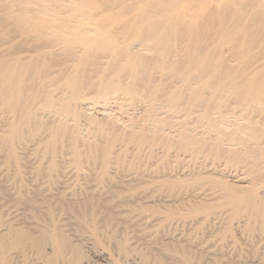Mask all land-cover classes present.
Segmentation results:
<instances>
[{
  "label": "bare ground",
  "instance_id": "6f19581e",
  "mask_svg": "<svg viewBox=\"0 0 264 264\" xmlns=\"http://www.w3.org/2000/svg\"><path fill=\"white\" fill-rule=\"evenodd\" d=\"M92 1H94L96 3L95 0H92ZM45 2H46V0H45ZM97 2L99 3L98 5L100 7H98L97 5H95V6H97L98 9H96V7L94 6L95 3L93 4L91 2V4H89V7L93 6L94 8L93 7L92 8L95 10V12H92V11L90 12V13L94 14V15H92V17L95 18V16H96V17H98V19L100 18V20L95 18L96 19V20L94 19L95 23H92V24L90 23L91 26L87 25V24H86L87 25L86 26L85 24H82V23L81 24L78 23L79 25L78 24L75 25V24L70 23L69 21H65V18L62 16V13L59 12V13H54L52 15L51 22L46 23L47 25L45 24L46 26H42V28H40V26H38V28H37V26L35 27L34 25L27 24V23H24V24L15 23L12 27L5 29V27H4L5 25H3V26L1 25L2 22H4V19H2V17H0V113L2 112V114L5 113L6 116L8 115L7 117L4 115L5 120H2L3 119V118H1L3 116L2 114L0 116V122H1L0 127L2 126L4 128V131L2 130V132L0 133V134H2V135H0V137L2 139V146L7 149V150L2 149V151L6 152L5 156H6V159L8 161V164L10 165V167L12 164H14L13 166L16 167L17 170H19L18 166H19V168L22 167L20 165L22 163L18 161L19 158H18V154L16 153L15 149L17 146H19V145L21 146V144L24 145L25 144L24 141L26 139H28V140L30 139L29 141H33V140H31L32 137L26 138L27 136H29L28 134L31 131H36L37 133H38V131H42V133H38V134H43V133L49 134V132H50L49 138L46 137V138H48V140L45 139V142H43L45 144V145L43 144L44 145L43 147L45 149H49V150L51 149L52 146H58V145L62 146L63 145L62 142H64L63 138H65V136H68L69 140L67 142V147L71 148V150H72L73 162L76 161V163H75L76 165H77V163H79V161L81 162V157L85 153L82 154V153L78 152L77 145L73 143V141L75 139H77V137H78V129H75V126H71V127L68 126L67 127L66 121H63V119L66 118L68 114H69V116L72 117L70 119L72 121L75 120L76 122L80 121L79 119H81V117L84 116L82 118H85L84 120H86L85 122L87 125H90L92 128L94 127L93 129L96 128V130H97L96 132H98V133L101 132V133H99L100 135L98 134L101 138L106 137V138H103V141L102 140L100 141V138L95 133L94 135H96L98 137V141H100L101 143L100 142H98L100 144L96 143L97 140H93L95 144L92 143L93 141H88V146H87L88 149L86 150L87 156L88 155L90 156V154H93L96 151H98L99 152V160L101 162V165H105V163L107 162V160L111 154V150L113 149L112 147H114L112 145L113 142H115L114 140H116V142H118L119 141L118 138L121 137L120 142H119V143H121L122 141H124V140H122V138L124 137L123 139H126V141H125L126 144L129 142V140H131L130 142L133 143V146H137L138 143L142 144L143 140L145 142H146V140L149 142L150 140H148V139L150 137L152 138L153 135H154V137H156L155 130L156 131H163L161 129V126H160L161 124L158 126V127H160L159 130L155 129L156 126L154 127L152 125L154 127V129H151V131H150L149 129L152 128V126H150V127L148 126L149 129H148V127L146 128V126L148 124L145 125L144 127H141V126H139L138 122H136L137 120L132 119V122L130 121L129 124H125L126 126L127 125L131 126V127L128 126L130 129L132 128V132H130L129 128H128L129 130L127 129V131L130 132V135L128 132H127V134L129 136L127 134H125L126 131H124L125 133H122L119 135L118 132L116 131V129L113 127H117L114 125L116 123H117L116 125H118V122H121V124L123 123V125H124L125 121H121L120 117H117V115L116 116L112 115L113 112L110 114L111 111L106 112L105 111L106 108H102L103 111L100 110V111H102V116L105 119H107V120L104 119L105 121H107V122H104V120H102L103 117H100L102 119H99L97 117L98 118L97 119L96 116L94 117L93 115H91V113L87 112V108H85V106H84L85 104L83 105L81 102L84 103L85 98H88V97L82 96L86 92L85 91L86 89L84 90V92L82 91V89H84V87H88V85H90V84L91 85L89 87L94 88L93 85H96V84L92 85L91 82L97 78L99 73L101 74V70L105 68V66L103 68L104 63H107V61H111L108 59H107V61H105V59H102V61H105L103 63V65H102V62L100 61L101 58H105L108 56L109 51H111V53H109V54H112V56L116 59L117 62L113 63V61L115 59H113L111 55L108 56L109 58H112L111 63L113 65L109 62L111 65H108V68L106 67V69H104V71L106 73H104V71L102 70L103 75H100V76H102V77L105 76V79L102 80V77H99L102 81L99 79V81H100V82H98L99 85H96L97 87L100 86L99 90H101L100 92H99V90L97 91V92H99L97 95H100L98 97H103L104 100H107L105 98H107L110 94H111V96H113L112 98H115L116 92L117 93L121 92L120 94H123L122 96H124L125 102H126V100L129 101V99L130 100L133 99V96H135L137 98L139 97V101H140V99L142 100L143 98H144L143 101H145V98H146V102L148 100L149 101L151 100L150 102H152L151 104L144 106V108L146 109V110L144 109V111H147L149 113L148 109H150V107H153V106L155 108V106L158 104V102L160 105L162 102V99H158L157 97H155V95H156V94H154L155 92L151 93L152 95L154 94L153 97H155V99H157V101L159 100L155 105V102L152 101L154 99L152 97V95H150L149 93L143 94L145 92H153L154 90H156V88L153 89V85L151 86V84L153 82L152 83L150 82L151 76H149L148 74H151L153 71H159L158 74L161 73L162 76L163 75L164 76L167 75L170 77L177 76L180 79V81L183 82V83L181 82L182 84L185 83L186 85H188L187 88L191 87V82L195 83V85L192 83L193 87L188 89L189 91H191L188 96H187L188 93L185 91H182V93H181L183 96L179 95L180 91L177 88L176 89L179 91V93L177 90H176L177 93L172 91V90L175 91V89H169V91L170 90L172 91L171 94H170L171 91L169 92V96H168V92H167L168 90L165 91V93H164L165 98H163L164 100H163L162 104L163 105L165 104L164 105L165 107H167V105L171 106V108L168 107V108H170V110L173 109L172 110L173 112L171 114H173L175 112L178 113V111H181L184 114H186L185 116H187L190 114V112L192 110L195 109L194 106L197 105L196 107L200 106V107H198V109L200 108L199 109L200 111L198 109H195L196 113L195 112L194 113L196 114L195 115L196 117L194 116L192 118L198 117V119L202 122V123L201 122H199V123L206 125V127L205 126L202 127L203 125L201 126L200 124H198L200 127H202L204 129L203 130L201 128L202 129L201 131L198 130V131H200L199 132L200 133L199 139H198V137L193 135L192 132L189 131V130L193 129V128L189 129L190 126H187V124L189 125L190 122L187 123L186 121H183L185 124L184 125L185 129L182 128V130H180V128L177 129L175 126H173V128L175 127L177 130H180V131H177L178 133L174 132L177 135L175 136V138L173 137V139H172V140H174L178 136L179 137V138H177L178 141H176V140L172 141L171 139L163 137V139L165 138L164 142L168 143L170 141L169 145L171 143L172 147L174 146V145H172V142H174L175 144L180 142L178 144H181V147L183 148V150L188 146V148L189 147L191 149L193 148L194 151L191 150L190 148L189 149L187 148L188 150H191L193 152H195V151L200 152L201 150H203V149L205 150V148H206L205 147L206 144H204V142H203L204 139L206 140V137L203 136V137H205L203 139V137H200V136H202L204 132L209 133L208 129L213 128V130L215 129L218 132V135H220V133L222 136L226 135L228 133L227 132L225 134V132L228 131L226 129L229 127L228 125L225 126V124L227 122L224 123L225 120H223V119L220 120L218 118L217 120H219L220 122H223L220 124L219 121L214 120L215 118L213 119L214 115H212V114H213V112L216 113V111L219 113L218 110H219L220 106H225L230 101H232V104H233V102H236L237 104L234 103V106L236 107L238 105L239 109L236 108V109H238V112L239 111L241 112V109H242V112L244 111L242 114H245V112H246L247 116H248L247 113L250 114V113H256V112L260 113L261 112V115H262V111L264 113V0H98ZM6 6H4L5 8L3 7L4 8L3 11L9 12V11L5 10V9H8V6L7 7ZM99 8L101 10H99ZM41 9L42 8H40V11H41ZM115 9H116V11H115ZM117 9H119V11ZM113 11H114V13H113ZM83 13L84 12H82V14ZM9 14H11V13H9ZM87 14H89V13H87ZM87 14H86V16H87L86 18L88 20H92V17L91 18L89 17L90 18L89 19ZM101 14L102 15L104 14L103 15L104 17ZM89 15L91 16V14H89ZM90 32H91V34L94 33L96 36L94 34L93 35L97 38L95 39L94 37H91V35L88 34ZM109 34H111V35H109ZM97 35H99V36H97ZM100 36H103V38L101 37V39H98V38H100ZM109 36H111V37L114 36V38L118 39V40L115 41L114 38H111ZM106 38H107L108 42H106ZM109 38H111V39H109ZM110 40H112V42ZM93 45H95L94 48L92 47ZM56 46L59 49L57 48L58 51L53 52V50L56 49ZM96 46H98V47L96 48ZM86 47H88V48L86 49ZM226 50L228 51L227 55L225 54ZM23 53H25V54L22 55ZM69 62L72 63L73 65L70 64V66H69V64H65V63H69ZM109 63H107V64H109ZM153 63H154V66L152 65ZM63 64H65L66 66L65 65L63 66ZM98 66H100L102 69H100ZM150 67H152V68H150ZM97 69H100V71ZM149 69H152V70L155 69V70H153V71L151 70L152 72L150 73V71H148ZM87 71H89L91 74L89 75V73H87ZM91 71H94V72H91ZM97 71H98V75L95 76V74H97ZM146 71L148 72V74H146L147 73ZM92 73H94L93 76H92ZM104 74H108L107 76L109 79H107L106 75H104ZM123 75L126 78H127V76H128V78L130 76L132 78V79L130 78L131 83H126L129 81H126L125 83H124V81L120 82V80L117 79L121 76L124 77ZM146 75H147V79L145 80ZM94 76H95V79H94ZM154 76H157V75H154ZM148 77H149V79H148ZM91 78H93V79H91ZM167 79H168V77H167ZM147 80L148 81L150 80L149 82L151 84L149 82L147 84L144 82V81L147 82ZM141 81H143V83H141ZM137 82H138V84H137ZM56 83H58V84H56ZM59 83H61L62 85ZM93 83H95V82L93 81ZM139 83H140V87H138ZM161 83H162V79H161ZM172 83H174V82H172ZM172 83H170V85ZM54 84H56L57 86L61 85L60 87H62L64 85L63 87H65V88H60L58 86L61 89V90H59L60 91L59 92V91L55 90L56 85H54ZM136 84H137V86H136ZM144 84H146L147 86H144ZM148 84H150L149 86H151V91H146L147 89H149ZM185 84L182 86H185V89H186ZM154 85H155V87H157L158 84L156 85V82H155ZM168 85H169V83H168ZM51 87H53V88L55 87L54 91L58 92L60 97L56 92H53V88L51 89ZM89 87L87 89H89ZM137 87L139 88V90ZM141 87L145 90L143 93H142L143 90L141 89ZM146 87H147V89H145ZM166 88H167V86H166ZM56 89H58V88H56ZM65 89H66V91H65ZM157 89H159V88H157ZM162 89H160V91ZM62 90H63V92H61ZM139 91H141V92H139ZM184 92H185V94H183ZM53 93H56V95H58L56 97H59V98H54L55 94H53ZM61 93H62V96H61ZM63 93L65 95H63ZM81 93H83V94H81ZM113 93H115V94H113ZM114 95H115V97H114ZM146 95L148 97H146ZM85 96H88V94H86ZM111 96H109V97H111ZM149 96L152 97L153 99L150 98ZM81 97L84 99L81 100L82 99ZM79 98H80V101L78 100ZM90 98L95 99V96L94 97L90 96ZM90 98L86 99V101L91 100ZM121 98H123V97H121ZM55 99H57V100L62 99V100H60V102L58 103V101ZM77 100L84 107L83 106L79 107L78 104H80V103L79 102L77 103ZM160 100H161V102H160ZM56 101L58 103V104L56 103L58 106L61 104V101H62V104L60 107H58L55 104ZM149 101H148V103H149ZM89 102L90 101H87V103H89ZM93 102L94 101H91L90 103H93ZM226 102H228V103H226ZM125 104H127V103H125ZM152 104H154V105H152ZM55 105L57 107V110H56V108L53 109V107H55ZM146 106H150V107H148V109H147ZM161 107H163V106H161ZM161 107H160V109H161ZM214 108H215V110L213 111ZM216 108H218V110ZM40 110H43V111L41 112ZM44 110H47L50 114H52V113L54 115L58 114V115H61L62 117L60 118L59 116H57V117H59V118H57L55 116L56 119L55 120L53 119V122H51L52 119L48 118V120H50V122H51V123H48V121L46 122L44 120H46L47 117H49V116L45 117L46 115L45 116L42 115V114H46V113H43V112H45ZM256 110H258V111H256ZM151 111H152V109H151ZM151 111H150V114L145 113L146 119L150 120L151 123H153L151 119L153 118V115H154L155 118H153V119L154 120L156 119L155 120L156 122L160 123V121L165 122V121L169 120L167 123L165 122V124L162 122V124L163 125H169V126L174 125L175 122L172 123L174 119L172 121H170V118H169L170 116L166 117V119L169 118L168 120L163 118L162 120L157 121V119L159 117L155 116L157 114V112H156V114L154 113L156 111V109L153 110V114L151 113ZM164 111H165V109H164ZM197 111H199V112H197ZM38 112L41 113V115L43 117H45L46 119H44L43 117H40ZM162 112H163V109H162ZM197 113H198V115H197ZM224 113H226V112H224ZM220 115L223 116L222 111H221ZM239 115L241 117L243 116L241 114H239ZM252 115L250 114V116H252ZM64 116H66V117H64ZM142 116L145 119L144 113L142 114ZM50 117H53V116L50 115ZM190 117H191V114H190V116H188L187 119L189 120ZM224 117H226V116H224ZM263 117H264V114H263ZM41 118H43L44 120ZM244 118H247V117L245 116ZM249 118H251V117H249ZM61 119H62V121H61ZM258 119H259V117H258ZM194 120H193V122H194ZM246 121H248V120H243V122H246ZM156 122H155V125H158V123L156 124ZM169 122H171L172 125H171V123L168 124ZM177 122L178 121H176V123ZM218 122H219V124H218ZM236 122H237V120H236ZM236 122H235V124H236ZM261 122L262 121H260V123ZM180 123H179V125H182ZM247 123H250V124L245 125V123H243L244 124L243 125L242 123L241 124L237 123L236 125L238 126V124H239L242 127V129L239 126V128L235 127L234 131H236L238 129L237 132L240 131L239 133L241 134L242 133L241 130H242L245 137H246V135H248L250 137V138H248L250 141L254 140L255 142L258 141V143H259L260 139L262 138V137H259V135L262 136L264 134V133L260 134L259 133L260 128L258 129V127H256L259 125V123H257L256 126H253V122L251 123L250 120ZM121 124H119L118 127H120ZM106 125H109V126L106 127ZM123 125L121 126L122 128H123ZM230 125H232V124H230ZM90 126H88V128ZM132 126L134 128L135 127L138 128L137 126H139L140 129L139 128H138V130L136 128L134 129ZM185 126L189 127L188 128L189 130H187ZM195 126H193V127H195ZM104 127H105L104 134L107 132L108 138H107V135H104V136L102 135V132H103L102 129ZM162 127L164 128L165 126H162ZM263 127H264V125H263ZM3 128H0V130ZM45 128H47V130ZM107 128H108V131H106ZM144 128H146V129H144ZM173 128H171V129H173ZM42 129L44 130V132ZM111 129H112V131H115V133L112 132V134H111ZM239 129H241V130H239ZM145 130H147V131H145ZM164 130H165L164 132L167 131L166 129H164ZM229 130H231V129L229 128ZM119 131L121 132V129ZM148 131H150L149 133L152 132L153 135L151 134L152 135L151 136L149 133H147ZM194 131H193V133H194ZM196 131H195V133H198ZM36 132L33 133L34 137H35V135L42 137V135H38ZM65 132H66V134H65ZM164 132H162V133H164ZM167 132H169V131H167ZM232 132L233 131H231V132L229 131L227 136H230L229 134ZM260 132H262V129ZM263 132H264V130H263ZM62 133H63V135L65 134V136H63V135L61 136ZM162 133L159 132V134H162ZM124 134L126 137L123 136ZM148 134L150 135V137L147 136ZM165 134H166L165 136L167 137V133H165ZM233 134H235V132L232 133V138L234 139L236 137V135H235V137H233L234 136ZM196 135H198V134H196ZM239 135H237L238 138L242 136V135L241 136H239ZM31 136H32V134H31ZM37 136L35 138L33 137L34 141H35V139L37 140V138H38ZM157 136H159L158 133H157ZM227 136H224L223 138H225ZM40 137L38 138L37 141L40 140ZM61 138H62V140H61ZM158 138L159 137H157V139ZM169 138H171V137L169 136ZM200 138H202V140ZM208 138L211 139L210 137H208ZM218 138H219V136H218ZM232 138L229 137L226 139L227 140L229 139V142H230V140ZM127 139H128V141H127ZM155 139L156 138H154V139L152 138V140H155ZM163 139L160 140L161 143H158V142L157 143L162 144ZM209 139H207V140H209ZM213 139L215 140V138H213ZM152 140H151V142H152ZM236 140H237V137L235 138L234 141H236ZM211 141H212V139H211ZM234 141H231V142H233L232 143L233 145H234ZM240 141H238V142L241 143V145L242 144L243 145L240 147L239 146L240 144L239 145L236 144L237 146H239L241 148L240 151L238 150L239 151L238 153H237L236 149L232 150V152L236 151L235 154L231 153V150H230L231 147L229 149L225 147L227 151L225 150V152L224 151L223 152L226 154V153H228V150H230V153L233 156L229 153H228V156L229 157L232 156L233 158L227 157V159L229 158L231 163H232L231 160H233V162L235 160L234 164H236V162H237V164H241L240 167L243 165L245 168H247V170H246V171H248L247 173L251 174V176L254 177V178L251 177V179H253V180H251V182H252V181H254L255 178H257L256 176L260 177L262 175V171L259 170V167H257V166L260 165L259 164L260 162H262L259 159L264 160V153H263V151L262 152L259 151V148H261L260 146L258 148L255 146H252L254 141L252 143L250 141L248 142V140L246 141V138H245V140L242 138V140L240 139ZM116 142L114 144H116ZM151 142H150V146L152 145ZM206 142L209 143L210 140L206 141ZM213 142H210V144L211 143L213 144ZM262 142H264V138H263ZM27 143L28 142L26 140V144ZM86 143H87V141H86ZM134 143H137V144L134 145ZM157 143L156 142L154 143V141H153L154 145H156ZM215 143H216V141H215ZM144 144L145 143H143V145ZM190 144H191V146H190ZM192 144H193V146H192ZM218 144H220V143L218 142ZM227 144H229V143H227ZM254 144H256V143H254ZM164 145H166V147L169 146L168 144H164ZM211 145H210V147H211ZM262 145H264V144H262ZM145 146H147V144H145ZM213 146L214 145H212V147ZM221 146H222V144H221ZM237 146H235V147H237ZM1 147H0V149H1ZM24 147L25 146H22V148H24ZM139 147H140V145H139ZM177 147H179V145ZM44 148H43V150H45ZM225 148H223V150ZM178 149H181V148H178ZM215 151H216V149H215ZM215 151L213 152V156H214ZM91 152H93V153H91ZM221 152L222 151H220V153ZM174 153H176V152H174ZM174 155H176V154H174ZM255 160L256 161L259 160V161H257L259 163L255 162ZM238 162H240V163H238ZM253 162H255L256 164ZM16 165H18V166H16ZM263 165H264V163H263ZM14 167H11V168L13 169ZM23 168H24V165H23ZM23 168H21V169H23ZM261 168H263V167H261ZM16 169H13V171L15 172ZM17 170L15 173L18 172ZM33 173L34 172H32V174ZM14 174H13L14 177L12 176L11 178H15V176H18L16 174L15 175ZM69 175L70 174H68V176ZM100 175H101V172H100ZM39 176H40V174H39ZM137 176L139 177V175H137ZM100 177H102V175ZM62 178H64V177H62ZM104 178H103V180H106ZM15 179H17V177ZM21 179H24V178L22 177ZM27 179H29V178H27ZM108 179H110V178H108ZM262 179H264V174H263ZM17 180H15V181H17ZM32 180H31V183H32ZM46 180L48 181V179H46ZM62 180H65V179H62ZM95 180H98L99 183L102 182V178H101V181L99 179H95ZM122 180L124 181L125 179H122ZM135 180H137V179H135ZM135 180L132 183H134ZM153 180H155V179H153ZM15 181H14V184H15ZM24 181H22V182H24ZM43 181H44V179H43ZM142 181H140V182H142ZM259 181H261V180L259 179ZM22 182H21V184H23ZM25 182H27V181H25ZM155 182H151L149 184L151 185L153 183L152 185H154ZM31 183H30V188H31ZM33 183H34V181H33ZM88 183L89 182H87V184ZM94 183L96 184V182H94ZM109 183L110 182H108L107 184L110 185L111 183L110 184ZM129 183L130 182H128L127 184H129ZM132 183H131V185H132L131 187L134 188L133 187L134 184H132ZM21 184L19 183L18 185H21ZM119 184H120V182H119ZM25 185H26V183H25ZM25 185L23 184V186H25ZM99 185H101V184H99ZM124 185H126V183ZM137 185L138 184L136 183L134 186L138 187L139 185L138 186ZM171 185H173V183ZM102 186H101V188H102ZM128 186H125L126 187L125 190H127ZM28 188H29V185H28ZM32 189H33V187H32ZM38 189H41V188H38ZM104 189L105 190L102 189V191L105 192L107 190V188L104 187ZM115 189L117 191V188H114L113 190H115ZM121 189H124V188H121ZM15 190H16V188H15ZM90 190H92V189H90ZM118 190H119V188H118ZM61 191H64V190H61ZM89 191H88L89 194L93 193V192H89ZM102 191H100V192H102ZM26 192H28V191L26 190ZM31 192H32V190H31ZM107 192H108V190H107ZM113 192H115V191H113ZM121 192H123V191L121 190ZM44 193L45 192H43L42 194H44ZM96 193H97V191L95 192V194ZM57 194H59V193H57ZM85 194H87V193H85ZM95 194L93 193L92 195L91 194L90 195L94 196ZM97 195H101V194L97 193ZM97 195L94 196V198L99 197ZM38 196H39V194H38ZM62 196L61 197L59 196V197L62 198ZM89 196L88 197L85 196L86 197L85 201L82 200V198L84 196L81 199L78 198L79 200H81L82 204L76 203L77 205L76 204L73 205V203H74L73 201L76 202V198H75V200L73 199V201H72L73 203L71 202L72 203L71 205L74 206L73 210L75 211V206H76V208L78 210L81 209L83 211V209H84V211L87 212L88 209L85 210V208H87L86 202L88 201ZM123 196H125V195H123ZM35 197L37 198L36 195H35ZM243 197H246V196H243ZM250 197L251 196H249V198H247V200L248 199L250 200ZM36 198H34L35 201H36ZM92 198L93 197H91V199ZM99 198H101V197H99ZM99 198H97V199H99ZM236 198H234L235 205L233 204V200H232V204L235 207H237V208H235L236 210L240 211L243 208L245 209L248 207V205H247L248 201L246 202V198H242V196H241V198L240 197L239 198L236 197ZM41 199H43V197ZM63 199H65V198L63 197ZM78 199H77V202H79ZM91 199H89L88 204L92 205V207H94V208L100 204L101 207L98 206V208L99 207L102 208L101 203H103L105 200V199L103 200V195H102L103 202H101L102 201L101 199H100L101 201L97 200L96 205L93 204L94 201H91ZM115 199H116V197H115ZM30 200H33V199H30ZM49 200H47V201L50 202ZM59 200H56V201L58 202ZM69 200H70V198H69ZM92 200H95V203H96V199H92ZM40 201H42V200H40ZM40 201H39V203H40ZM53 201H54V203L56 202L55 200H52V202ZM65 201L66 200H64L63 202H65ZM83 201H84V205H83ZM99 201L101 203H99ZM105 201L108 202L107 200H105ZM36 202H38V200ZM67 202L68 201H66V203ZM109 202H111V201H109ZM119 202H120V200H119ZM122 202H124V201L122 200ZM249 202H251V200ZM45 203L44 204L42 203V204L45 205V207L47 208V206H49L48 205L49 203L48 204H45ZM60 203H62V202H60ZM105 203L103 205L104 206L103 208L106 207ZM108 203H106V204H108ZM254 203H256V202L254 201ZM27 204H28V201H27ZM109 204L112 205L111 203H109ZM43 205H42V207H43ZM53 205H55V204H53ZM53 205H51V206H53ZM60 205H61V208L64 209L62 204H60ZM90 205H88V208L90 209L88 212L91 213L94 210L92 209V207ZM249 205H250V203H249ZM33 206H31V207H33ZM35 206L37 207V204H35ZM56 206H57V203H56ZM68 206H70V204H68ZM73 206H70L68 208L72 209ZM81 206H84V208L82 209ZM36 207L34 208L35 210H36ZM40 208H41V206H40ZM100 208H99V210H100ZM62 209H60V210H62ZM49 210H53V209L48 208V211ZM99 210L97 212H99ZM249 210L251 211L250 207H249ZM55 211H57V210H55ZM65 211H66V209H65ZM105 211H106V209H105ZM109 211H111V210H109ZM250 211H249V213H250ZM112 212H110V213H112ZM23 213H24V211H23ZM37 213H38V211H37ZM51 213H50V211L48 214L46 213L47 215L50 216V217L48 216V218H51L52 214L55 215V213H52V214ZM66 213H67V211H66ZM75 213L77 214V212H75ZM106 213L107 214L109 213L108 209H107ZM127 214H129V213H127ZM54 215H53V217L55 219ZM58 215H56V216H58ZM112 215L114 216V213ZM14 216H16V215H14ZM65 216H67V215L65 214ZM90 216H92V218H93L96 215L93 216L90 214L89 217ZM103 216L104 215H102V219L104 218ZM108 216L109 215H105V218H104L105 220L104 219L103 220L104 221L108 220V222L110 221V223H113L111 221V216H109V217ZM78 217H80V216H78ZM115 217H117V216H115ZM123 217H125V215ZM83 218H82V221H79V222H83L84 221ZM90 219H91V217H90ZM112 219L115 220L113 217H112ZM48 220L49 219H47L46 221L48 222ZM5 221H7V220H5ZM128 221H129V219H128ZM51 222H52V220L49 223H51ZM53 222H54V220H53ZM56 222H58V221H56ZM108 222H106V223H108ZM11 223H13V222H11ZM11 223L9 224V222H8V224H7L3 220L0 221V264H13L12 262H13L15 256H21V255H23V258L25 260L24 256L27 255L28 251L34 252L35 258L37 255L39 260L42 259L41 264H83L84 263L83 261L81 262V260H83L82 258L84 256V253L82 254V249L80 248L81 246L78 245L77 242H72L73 240H70L71 238L69 239L70 235L68 236V234H70V233H68L69 231H66L68 234H65L66 232L64 231V228H63V230L61 229V231H63V232H61L60 230H58V229H60V227H58V229L56 226H54V227H56V229L54 227L52 228V226H53V223H52L51 224L52 226L48 225V226H46V228L44 225L43 230H41L42 229L41 227L40 228L38 227L39 232H38V230H37L38 228L36 226L37 229L36 228L35 229L37 230V233H35L36 230L33 231V233H32V232H30V230H28V228L27 229L25 228L26 224H24L25 227L23 228V226L20 227L21 225L15 227L13 224L11 225ZM43 223H44V221H43ZM95 223H96V221H95ZM106 223L104 222V224L106 225L105 228L110 226L109 223H108L109 226H107ZM30 224H28V225H30ZM45 224H47V223H45ZM60 224H62V223H60ZM89 224H92V223L89 222ZM114 224H115V222H114ZM16 225H17V223H16ZM94 225H96V224H94ZM128 225H130V224H128ZM59 226H62V225H59ZM63 226H64V223H63ZM30 227L33 228L32 226H30ZM91 227H89V228H91ZM93 227L95 228V226H93ZM130 227H132V226H130ZM125 229H126V226H125L124 230ZM31 230H33V229H31ZM65 230H68V229H65ZM97 230L94 229V231H96V232H97ZM99 230H101V228ZM70 231L72 232L73 230L70 229ZM117 232H119V231H117ZM117 232L115 231V233H117ZM133 233H134V231H133ZM113 234H112V236L114 238ZM108 235H110V234H108ZM117 235H119V234H117ZM102 236H100V237L102 238ZM129 236H132V234ZM121 237L123 239L124 236H121ZM108 238H110V237H108ZM141 238H139V239H141ZM119 241L116 240L117 243ZM126 241L127 240H125L124 242L126 243ZM122 243H123V241L120 244H122ZM145 243H146V241H145ZM138 244H136V246ZM125 245L123 244L124 247H125ZM139 245H141V244H139ZM128 246H129V244H128ZM47 248H48V250H46ZM125 248L128 251V248L127 247H125ZM139 249H141V248H139ZM122 250H124V253H129V252L133 251V248H132V250L129 249L131 251H128V252H126L125 249H120V251H122ZM134 251H136V250H134ZM139 251H140V253H138V255L141 254L140 255L141 258H139L138 261L142 262L141 261V259H142L143 262H145V263H146V261L148 262L146 264H149L150 262L154 263V264L155 263L158 264L156 261L152 262L150 259L148 260V256L151 255L150 252L148 253L150 255H147L148 250L146 252L144 251L145 253L144 252L142 253L141 252L142 250H138L135 252V254ZM186 254L183 253L184 259H186V261H187L189 259L188 258L189 256L187 257ZM35 258H34V261H37V260H35ZM29 259H30V256H29ZM159 259H160V257H159ZM86 260H87V257H86ZM31 261H33V260L31 259ZM27 262H28V260H27ZM140 262H138V264H140ZM162 262L163 261H161L159 263H162ZM30 263L28 262V264H30ZM189 264H190V262H189Z\"/></svg>",
  "mask_w": 264,
  "mask_h": 264
},
{
  "label": "rangeland",
  "instance_id": "374dc122",
  "mask_svg": "<svg viewBox=\"0 0 264 264\" xmlns=\"http://www.w3.org/2000/svg\"><path fill=\"white\" fill-rule=\"evenodd\" d=\"M90 1L92 3L94 2L92 0H50V1L46 0V2H45V0H0V17H2V19H4V22H2L1 25L2 26L5 25L4 27H5V29H7V28L12 27L15 23H17V24L27 23V24H32L35 27L37 26V28H38V26H40V28H42V26L47 25L46 23L51 22L52 15L54 13H59V12L62 13V16L65 18V21H69L72 24L77 25L78 23H80V24L82 23L85 25L86 24L90 25V23L91 24L95 23V20L98 19V17H96V16H95L96 19L94 17H92V15H94V14L90 13L91 11L95 12V10L93 9L94 8L93 6L89 7V4H91ZM95 1H96V3L95 2H94L95 4L93 3L94 6L97 5L98 7H100L98 5L99 3L97 2L98 0H95ZM6 5L8 6V9H5V10H7L9 12L3 11L5 8L4 6H6ZM97 6H95L96 9H98ZM40 8H42L41 11H40ZM99 10H101V9L99 8ZM117 10L119 11V9H117ZM115 11H116V9H115ZM82 12H84V13L82 14ZM9 13H11V14H9ZM87 13L91 14V16ZM113 13H114V11H113ZM86 14L88 15V18L92 17V20H88L86 18L87 17ZM98 20H100V18ZM88 34H90L91 37H94L95 39L97 38V37H95L96 35L94 33L93 34L95 36L93 34H91V32ZM99 35H97V36H99ZM109 35H111V34H109ZM101 37L103 38V36H100V38H98V39H101ZM109 37H111V36H109ZM111 38H114V36H112ZM111 38H109V39H111ZM112 40H110V41L112 42ZM114 40L116 41L118 39L114 38ZM106 42H108L107 38H106ZM92 47L94 48L95 45H93ZM97 47L98 46H96V48ZM57 48L58 47L56 46V49ZM87 48L88 47H86V49ZM56 49H54L53 52H57L59 48L57 50ZM109 53H111V51L108 52V56L109 55L112 56V54H109ZM227 53H228V51L226 50L225 54L227 55ZM24 54L25 53H23L22 55H24ZM107 57L100 59V61L102 62V65L105 61H107V59L111 60V61H112V58L115 59L113 56H112V58H109V57L107 58ZM102 59H105V61H102ZM111 61H107V63H109V62L111 63ZM115 62H117L116 59L113 61V63H115ZM107 63H104V65H103V68L105 66L104 69H106V67L108 68V65L112 64V63L111 64L110 63L107 64ZM65 64H69V66H70V64L73 65L70 62L65 63ZM65 64H63V66ZM152 65L154 66V63ZM98 67L100 69H102L100 66H98ZM152 67H150V68H152ZM100 69H97V70L100 71ZM104 69H102V70L104 71ZM102 70H101V74L99 73V75H98V71H97V74H95V76L98 75L96 78L97 80L95 79V76H94V79L96 81L93 80L95 82V83H93V81L91 80L92 85L93 84L99 85L98 84V82H100L99 77H102L100 75H103ZM151 70L152 69H149L148 71H150V73H151L155 69H153L152 71ZM89 71H87V73H89V75H90L91 73ZM94 71H91V72H94ZM104 73H106V72L104 71ZM158 73H159V71H153L151 74H148V72L146 73L149 76H151L150 77L151 81L150 80L149 81L151 83L152 82L153 83L151 84L148 80H147V82L146 81H144V82L146 84L149 82L151 84V86L153 85V89L156 88V90H154V91L152 90L153 92L143 93L145 90L141 87V89L143 90V91L141 90L143 94L149 93L150 95H152L151 93L155 92L154 93V94H156L155 97H157L158 99H162V102H163V100H164L163 98H165V96H164L165 91L168 90L167 92H168V96H169V92L171 91V90L169 91V89H175V91L174 90H172V91L176 92V93L179 90L180 91V93L178 91L179 95H182L181 94L182 91L187 92L188 93L187 96L191 92L188 89L193 87V85H192L193 82H191V87H189V88H187L188 85H186L184 83L186 85V89H185V86H182V85H184V84H182L183 82L180 81V79L177 76H175V77L172 76L173 77L172 78V77L167 76V75L162 76L161 73L160 74H158ZM93 74L94 73H92V76H93ZM104 75H106L107 79H109L107 76L108 74H104ZM154 75H157V76H154ZM121 77L117 78L118 80H120V82L124 81V83H125L126 81H129L126 83H131L132 78L130 76H129V78H128V76H127V78L125 76L122 78ZM167 77H168V79H167ZM91 79H93V78H91ZM104 79H105V76L102 77V80H104ZM146 79H147V75L145 77V80ZM148 79H149V77H148ZM161 79H162V83H161ZM155 82H156V85L158 84L159 86L157 85V87H155V85H154ZM167 82L169 83V85ZM172 82H174V83H172ZM61 83H59V84H61ZM141 83H143V81H141ZM170 83H172L173 85L172 84L170 85ZM56 84H58V83H56ZM56 84H54V85H56ZM137 84H138V82H137ZM137 84H136V86H137ZM146 84H144V86H147ZM150 84H148V86ZM193 84L195 85V83H193ZM90 85H88V87ZM96 85H93L94 88L89 87V89H87L88 87H84V89H82L83 92L86 89L85 93L88 94V96H85L86 95L85 93L84 94L81 93V94H83L82 95L83 97H88V98H85L84 103L81 102L83 105L85 104L84 106H85V108H87V112L91 113V115H93L94 117L96 116V118L98 117L99 119H102V118H100V117H103L102 116V111H103L102 108H106L105 109L106 112L111 111L110 114L113 112L114 114L112 113V115H115V116L117 115V117H120L121 121H125V122H124V125H123V123L121 124V122H118V125L119 124H121V126L123 125V128L125 130L121 126H120L121 128L118 127V125H116L117 123L114 126H117L118 128L113 127L116 129V131L118 132L119 135L122 133H125L124 131H126L125 134H127V132H128L130 135V132H132V128L130 129L129 127H131V126H129V125L126 126L125 124H129L130 121L132 122V119L137 120L136 122H138L139 126H141V127H144L145 125L148 124L146 126V128L148 126L150 127L153 125L154 127L156 126L155 129L159 130L160 127H158V126L161 124L160 126H161V129L163 131H156L155 130L156 137H154L152 132L149 133L151 131V129H154L153 126L150 129L148 127V129L150 131L147 132L150 135L151 134L153 135V136L151 135L153 139L154 138L157 139V137H159V138L157 140L155 139L156 141L152 140V138L148 134L147 136H149L151 138V139L150 138L148 139L150 141L148 142L145 139L146 140V142H145L143 140V143L147 144V146H145V144L143 145V143L142 144L134 143V145L137 144V146H138L137 147V146H133V143L130 142L131 140H129L130 143L128 142L126 144L125 143L126 139H123L124 137L122 138V140H124V141H122L123 143L122 142L119 143L120 138H121L120 137V138H118L119 141L117 140L118 142H116V140H114L116 142V144H114L115 142H113L112 145L114 147H112L113 149L111 148L112 149L111 154H110L107 162L105 163V165H101V162L99 160V152L98 151H96L95 153L91 152L93 154H90V156L89 155L87 156L86 150L88 149L87 148L88 141L97 140L96 143H98L101 140L103 141V138H106V137L101 138L99 136L100 135L99 133H101V132L98 133V132H96L97 131L96 128L93 129L94 127L92 128L90 125H87L85 122L86 120H84L85 118H82L84 116L81 117L82 120L79 119L80 121L77 120L78 122L73 120L74 121L73 122L70 119L72 117L69 116V114H68L67 117L64 116L66 118L63 117L65 119V120L63 119V121H66L67 127L68 126L69 127L75 126V129H78V137H77V139H75L73 141V143L77 145L78 152H80L82 154L85 153L81 157V162L79 161V163H77L78 166L75 164L76 161L73 162V155H72L71 148L67 147V142L69 140V137L65 136L66 132L64 135H63V133L61 134V136L62 135L65 136V138H63L64 142H62L63 145L62 146H60V145L52 146L51 149L49 150V149H45L43 147L45 145L43 142H45V139L48 140L50 132H49V134L48 133L47 134H44V133L38 134V133H42V131H38V133L36 131H31L32 133L31 132L30 133L32 134V136L29 133L28 134L29 136H27L26 138H28V137L33 138L34 137L33 133H35V132L38 135H42V137L35 135V137L36 136L38 138L40 137L39 141H37L38 140V138H37V140L35 139V141H36L35 142L34 141L35 137L33 139L31 138V140H33V141H29L30 139L29 140L26 139L28 142L27 144H26V140H25L24 145L21 144V146L19 145L16 147L15 151L18 154V158H19L18 161L22 163V164H20L22 167L19 168L18 165H16V166H18V169L20 170L21 168H23V165H24L25 169L23 168L19 171L16 169V167L13 166L14 164H12L11 167H14L13 169H16L20 173L19 174L18 172L15 173L16 170L14 172L13 169L8 164V161H7L6 156H5L6 152L2 151V149L3 150H7V149L2 146V139L0 137V140H1L0 145L3 147L2 148L0 146L1 147V149H0V151H1L0 152V221L3 220L7 224H8V222H9V224L11 222H13V223H11V225L13 224L15 227L21 225L20 227L23 226V228L25 227L24 224H26L25 228L26 229L28 228V230H30V232H32V233L38 227L39 228L41 227L42 228L41 230H43L44 225L46 228V226L51 225L52 223H53V226L51 225L52 228L54 226H56L57 229H58V227H60V229H58L60 231H61V229L63 230V228H64L65 232L69 231L68 233H70V234H68L67 232L66 233L64 232L65 234H68V236L70 235L69 239L71 238L70 240H73L72 242H77V244L81 246L80 248L82 249V254L84 253V256L82 258L83 260H81V262L82 261L84 262L83 264H138V262H140L138 260H139V258H141L140 257L141 254L138 255V253H140V251L135 254V252L138 250H142L141 251L142 253L144 251L146 252L148 250L147 255H150V254H148L149 252L151 253V255L153 254L152 256L151 255L148 256V260L150 259L152 262L156 261L158 264H182V263L183 264H189V262H190V264H264V179H262L263 174H264V172H263L264 171V169H263L264 168V165H263L264 160L259 159L263 163L262 162L259 163V162H257L259 160H257V161L255 160V162L260 164L257 167H259V170L262 171V175L260 174L262 177L256 176L257 178H255L254 181L251 182V180H253V179H251V177H252L251 174L247 173L248 172V171H246L247 168H245L243 165L240 167L241 164H237V162H236V164H234L235 160H234V162H233V160H231L232 161V163H231L230 159H229L233 156L231 153L235 154L236 151L238 153L241 150L240 147L243 144L241 145L242 142L240 141V139L242 140V138H243L245 140V138H246V141L247 140H248V142L250 141L248 139L250 137L248 135H246V137H245V135L243 134V131L241 130L242 127L239 124H238V126L236 124L237 123H240V124L245 123V125L250 124V123H247L250 120L251 123L253 122V126H256L257 123H259V125L256 127H258V129L260 128L259 129L260 134L264 133L263 132V130H264V127H263V125H264L263 114L264 113H263V111H262V115H261V112L260 113L256 112L257 114L256 113H250L251 115L253 114L252 116H250V114L247 113L248 116L251 117V118H249L246 115V112H245V114H242L244 112V111L242 112V109H241V112L240 111L238 112V109H239L238 105L235 107L234 103H236V102H233V104H232V101H230L229 103L226 102L228 104L227 105L224 104L225 106H220L219 110H218V108H216L219 111V113L217 111H216V113L213 112V114H212V115H214V117L212 116L213 119L215 118L214 120H216V121H219V120H217L218 118L220 120H222V119L225 120L224 123L227 122L225 124V126H227V125L229 126L226 129L228 131L225 130L226 131L225 134L227 132L229 133V131L230 132L233 131L232 133L235 132V134H233L234 135L233 137H235V135H236L237 140L239 139L238 141H240L241 143H239L237 140L234 141L236 137L233 139L232 133L229 134L230 136H227L228 133L226 135L222 136L221 133H220V135H218V132L215 129L213 130V128H212V129H208L209 133L204 132L205 134L203 133V135L201 134L202 136H200V137H203V136L206 137V140L204 139L205 137H203V139H204L203 142H204V144H206L205 150L203 149L204 151L201 150L200 152L195 151L196 152L195 153V152H193L194 151L193 148L191 149L189 147L193 151L188 150L189 149L188 146L183 150V148L181 147V144H178L180 142L176 143L177 145L174 142H172V145H174L172 147L171 143L169 145L170 141L168 139L172 140L173 137L175 138V136L177 135L176 134V133H178L177 131L182 130V128L185 129L184 128L185 124L183 121H186L187 123L190 122L189 125L186 123L187 126H190V128L185 126L186 129L189 130V129L193 128L192 130H189V131L192 132V134L195 135L196 137H198V139H199V134H200L199 132L203 129L202 127H204V126L206 127V125L201 124L202 122L198 119V117L197 118H192V117H194L196 115L195 109H198V107H200V106H198V107H196L197 105L194 106L195 109L193 108L194 110H192L190 112L191 117L188 120L187 118H188V116H190V114L185 116L186 114H184L181 111H178V113L175 112V113L171 114L173 112L172 111L173 109L170 110L171 106L167 105V107H165L164 106L165 104L163 105L161 100H160V102L162 104V105L161 104L160 105L163 106L164 108L161 107L159 105V102H158L159 100L157 101V99H155V97H153V95H154L153 94L152 97L154 99L150 96L149 97L153 99L152 101L155 102V105L157 102H158V104L155 106V108H154V106L150 107L151 105L146 106L147 109H148V107H150V109H148L149 110V113H148L147 111H144V109H145L144 106L151 104L152 103V102H150L151 100L150 101L148 100L149 101V103H148V101L146 102V98H145V101H143L144 98L142 100L140 99V101H139V97L137 98V97L133 96V99H131V100L129 99V101L126 100V102H125V98H124V96H122L123 94H120L121 92L120 93L116 92V94L113 93L116 95V97L114 95L115 98H112L113 96H111V94H110L109 96H111V97L108 96L107 98H105L107 100H104L103 97H98L100 95H97V94L101 90H99L100 86L97 87ZM58 86L57 85L55 86L58 89H56L54 87L55 90H57V91L61 90L60 88H65V87H63L64 85L62 87L59 86L60 88ZM151 86H149L150 90L147 89V87H146L145 88V89H147L146 91H151ZM166 86H167V88H166ZM138 87H140V83H139ZM52 88L53 87H51V89ZM54 88H53V92H56V91H54ZM157 88H159V89H157ZM160 89H162V90L160 91ZM63 90L61 92H63ZM98 90H99V92H97ZM138 90H139V88H138ZM65 91H66V89H65ZM141 91H139V92H141ZM172 91L170 92V94L172 93ZM185 92L183 94H185ZM56 93L59 95L58 92H56ZM56 93H53V94H55L54 98H59L60 95H59V97H56V96H58V95H56ZM63 95H65V94L63 93ZM61 96H62V93H61ZM90 96L91 97L95 96V99H91ZM121 97H123L124 99ZM146 97H148V96L146 95ZM89 98L91 100H87V101H90V102L94 101V102L93 103H90V102L87 103L86 99H89ZM83 99L84 98H82L81 100H83ZM55 100H57V99H55ZM60 100H62V99L57 100L58 103L60 102ZM78 100L80 101V98ZM78 100H77V103L79 102ZM57 101L55 102V104L57 103ZM125 103H127V104H125ZM61 104H62V101H61ZM61 104L59 106L58 105L57 106L60 107ZM80 104H78L79 107L83 106L82 104L81 105ZM56 105H55V107H53V109L56 108V110H57ZM152 105H154V104H152ZM160 107H161V109H160ZM168 107H170V108H168ZM236 108H238V109H236ZM151 109H152V111H151ZM155 109H156V111L154 113L156 114V112H157V114L155 116L159 117L157 119V121L158 120L160 121L163 118L166 119V117L170 116L169 117L170 121H172L174 119L172 122V123L175 122L174 125H172L171 122H169L168 124L171 123L172 126L163 125L162 124L163 121L162 122L160 121V123L156 122L155 121L156 119L155 120L153 119V118H155L154 115H153V118L151 119L153 123H151L150 120L146 119L145 113L150 114V111H151V113L153 114V110H155ZM162 109H163V112H162ZM164 109H165V111H164ZM100 110H102V111H100ZM214 110H215V108L213 109V111ZM220 110L222 111L223 116L220 115L221 114ZM40 111L42 112L43 110H40ZM44 111L45 112H43V113H46V114H42V115H44V116L46 115L45 117L49 116V117H47V119L45 117H43L41 115V113H39V112L38 113H39L40 117H43L46 120H44L43 118H41V119H43L46 122L48 121V123L53 122V119L54 120L56 119L55 116L56 117L59 116L60 118L62 117L61 115H58V114L54 115L51 111L50 112L52 114H50L47 110H44ZM46 111L51 116H53L54 118L50 117V115ZM199 111H197V112H199ZM256 111H258V110H256ZM224 112H226V113H224ZM143 113L145 115V119L142 116ZM238 113L243 115V116L241 117ZM1 114H2V112L0 113V116H1ZM2 115H3L1 117V118H3L2 120H5V116H6L5 113H3ZM197 115H198V113H197ZM224 116H226V117H224ZM245 116L247 118H244ZM59 117H57V118H59ZM258 117L260 120L258 119ZM48 118L52 119V121L50 122V120H48ZM169 118H167L166 120H168ZM104 119L105 118L103 117L102 120H104ZM105 120H107V119H105ZM105 120H104V122H107ZM193 120H194V122H193ZM236 120H237V122H236ZM243 120H248V121L243 122ZM61 121H62V119H61ZM168 121H165V122L167 123ZM176 121H178V122L176 123ZM260 121H262V122L260 123ZM155 122H156V124L158 123V125H155ZM165 122H163V123L165 124ZM199 122H201V123H199ZM219 122H218V124H219ZM235 122H236V124H235ZM179 123L182 124L183 126L179 125ZM221 123H223V122H220V124ZM198 124H200L201 126L203 125V126L200 127ZM230 124H232V125L234 124L233 125L234 127ZM88 126H90V127L88 128ZM107 126H109V125H106V127ZM139 126H137V127L140 129ZM162 126H165V127L163 128ZM173 126H175L177 129L180 128V130H177L175 127L173 128ZM193 126H195V127H193ZM239 126L241 128V129H239L242 132L241 134L239 133L240 131L237 132L238 129L236 131H234L235 127L239 128ZM166 127L168 129L169 128L170 129L168 130ZM0 128H3V127L1 126ZM108 128L106 129V131H108ZM128 128L130 129V132L127 131ZM138 128H136V129L138 130ZM146 128H144V129H146ZM171 128H173L174 130ZM229 128L231 130H229ZM45 129L47 130V128H45ZM120 129H121V132L119 131ZM164 129H166L169 132H167V131L164 132L165 131ZM261 129H262V132H260ZM2 130L4 131V128L0 130V133L2 132ZM102 130H103L102 135L103 136L107 135V138H108V133L106 132L107 134L106 133L104 134L105 127ZM194 130L198 133H195ZM198 130H200V131H198ZM145 131H147V130H145ZM193 131L195 134L193 133ZM43 132H44V130H43ZM112 132L115 133V131H112V129H111V134H112ZM159 132L160 133L164 132V133L159 134ZM174 132H176V133H174ZM95 133H96V135L99 134L98 137L100 138V141H98V137L96 135H94ZM157 133L159 136H157ZM165 133H167V137L165 136L166 135ZM125 134L123 136H125ZM196 134H198V135H196ZM0 135H2V134H0ZM237 135H239V136L242 135L241 136L242 138L241 137L238 138ZM169 136L171 138H169ZM218 136H219V138H218ZM224 136H227V137L223 138ZM46 137H48V138H46ZM163 137L168 138L167 140L169 142L165 143L164 142L165 138L163 139ZM208 137H210L212 139V141ZM229 137L233 139V140L231 139L230 142H229V139L228 140L226 139ZM259 137H262L261 139L259 138L260 139L259 143H258V141L255 142L254 140H252L250 142L252 143L254 141L252 146H255L257 148L259 146L261 148L263 147L262 149L259 148V151H261V152L263 151V153H264V145H262V144H264V142H262L263 138H264V134L262 136L259 135ZM177 138H179V137L177 136ZM177 138L174 140L178 141ZM213 138H215V140ZM162 139H163L162 144H158V143H161L160 140H162ZM200 139L202 140V138H200ZM207 139H209L210 142L214 141L213 144L212 143L211 144L214 145L216 148L214 146L212 147L210 142L207 143L206 141H209ZM61 140H62V138H61ZM151 140H152V142H151ZM174 140H172V141H174ZM86 141H87V143H86ZM127 141H128V139H127ZM153 141H154V143L155 142L156 143L158 142V143L156 145H154ZM215 141L217 144H218V142L220 144L217 145L215 143ZM231 141H234V145L232 144L233 142H231ZM150 142L152 144L151 146H150ZM92 143L95 144L94 141ZM100 143H98V144H100ZM227 143H229V144H227ZM254 143H256V144H254ZM164 144H168L169 146L166 147V145H164ZM221 144L223 147L221 146ZM236 144L237 145L240 144L239 145L240 147L237 146ZM139 145H140V147H139ZM178 145H179V147H177ZM210 145L212 148L210 147ZM22 146H25V147L22 148ZM190 146H191V144H190ZM192 146H193V144H192ZM235 146H237V147H235ZM225 147L228 149L231 147V149H230L231 153H230V150H228V153L231 154L232 156L229 157L228 153H226V154L224 153L226 150ZM43 148L45 150H43ZM178 148H181V149H178ZM223 148H225V149L223 150ZM215 149L217 152L215 151ZM234 149H236V151L232 152V150H234ZM173 151L176 153H174ZM214 151H215V153L213 156ZM220 151H222V152L220 153ZM174 154H176V155H174ZM227 157H229V158L227 159ZM255 162H253V163H255ZM238 163H240V162H238ZM261 167H263V168H261ZM13 172L16 175H18V176H15V178L17 177L18 180L15 178H11L14 174ZM32 172H34V173L32 174ZM100 172H101L102 177H100L101 176ZM38 173L40 174V176ZM68 174H70V175L68 176ZM137 175H139V177ZM22 177L24 179H21ZM62 177H64V178H62ZM27 178H29V179H27ZM101 178H102V182H100V183L98 180H95V179H99L101 181ZM103 178L106 180H103ZM108 178H110V179H108ZM252 178H254V177H252ZM43 179H44V181H43ZM46 179H48V181ZM62 179H65V180H62ZM122 179H125V180L123 181ZM135 179H137V180H135ZM153 179H155V180H153ZM259 179L261 181H259ZM15 180H17V181H15ZM24 180L27 182H25ZM31 180H32V183H31ZM134 180H135V182L132 183ZM142 180L144 182L146 181L147 183L146 182L144 183ZM14 181H15V184H14ZM22 181H24V182H22ZM33 181H34V183H33ZM127 181L130 182L129 183L130 185L127 184L128 183ZM140 181H142V182H140ZM21 182L24 185L26 183V185H25L26 187L23 186V184H21ZM87 182H89L90 184L89 183L87 184ZM94 182H96V184L98 186ZM108 182H110L111 184L109 183L110 185H108L107 184ZM119 182H120V184H119ZM148 182L149 183L155 182L156 184L154 183V185H152L153 184L152 183L150 185ZM253 182L254 183L256 182V183L254 184ZM19 183L21 185H18ZM30 183H31V188H30ZM125 183H126V185H124ZM131 183L134 185L137 183L139 186L137 185L138 187H136L133 185L134 188H132ZM172 183H173V185H171ZM99 184H101V185H99ZM28 185H29V188H28ZM101 186H102V188H101ZM110 186L111 187L113 186L112 187L113 189L117 188V191H116V189L113 190ZM125 186H128L127 190H125V188H126ZM32 187H33V189H32ZM104 187L107 188L108 192H107V190L105 192L102 191V189L105 190ZM15 188H16V190H15ZM38 188H41V189H38ZM118 188H119V190H118ZM121 188H124V189H121ZM90 189H92V190H90ZM26 190L28 192H26ZM31 190H32V192H31ZM61 190H64V191H61ZM121 190L123 192H121ZM88 191L93 192L94 194L97 191V193H100L101 195H97V193H96L94 196L97 195L101 198H99V197H97L99 199L94 198V196H91L93 193H90L91 194L90 195L88 193ZM100 191H102V192H100ZM113 191H115V192H113ZM43 192H45V193L42 194ZM37 193L39 194V196ZM57 193H59V194H57ZM85 193H87V194H85ZM34 194L37 196V198L35 197ZM58 195L60 197L62 195L63 196H62V198H60ZM87 195L88 196L90 195L89 199H91V197H93L92 199H96V203H95V200L91 199V201H94V203L92 202L94 205L97 204V200H100V199L102 200V195H103V200L108 196L105 200H107L108 202L111 201L109 203H111L113 206L110 205L105 200H104V202H103V200L102 201L100 200L101 202H103V203H101L99 201V203L102 204V208L104 207L103 205L105 202L108 204L105 203L106 207L103 208L104 209L103 210L102 208H100L101 206L98 203L99 204L98 206H100L99 207L100 210H99L98 206H96L94 208V207H92V205L88 204V202H89V199H88V201L86 202L87 208H85V210L88 209L87 212L84 211V209H83L84 206H81L83 211L81 209H79L80 210L79 211L76 208V206H75V211H74L73 205H75L76 203L82 204L81 200H79V199H81L84 196L82 198V200L85 201V198L88 197ZM123 195H125V196H123ZM50 196L51 197L53 196V197L51 198ZM241 196H242V198H246V202L248 201L247 202L248 204L246 203L248 205V207L245 209L243 208L242 210L238 211L235 209L237 207L234 206L235 205L234 198H236V197L241 198ZM243 196H246V197H243ZM249 196H251L250 197L251 202H249L250 201L249 199L247 200V198H249ZM42 197H43V199H41ZM63 197L65 199H63ZM115 197H116V199H115ZM29 198L33 199V200H30ZM34 198H36V201L38 200V202H36ZM69 198L71 201L69 200ZM75 198H76V202L73 201V199L75 200ZM39 199L42 201H40ZM77 199L79 202H77ZM47 200H49L50 202H48ZM52 200H55V201L59 200L62 203H60L59 201L58 202L56 201L54 203V201L52 202ZM64 200H66L68 202L67 203H66V201L63 202ZM119 200H120V202H119ZM122 200L124 202H122ZM232 200H233L234 205L232 204ZM27 201H28L29 205L27 204ZM39 201H40V203H39ZM84 201H83V205H84ZM254 201L256 203H254ZM71 202L73 203V205H71L72 204ZM42 203L43 204L49 203L48 205L50 207L46 205L47 206V208H46L45 205H43ZM56 203H57V206H56ZM249 203H250V205H249ZM35 204H37V207L35 206ZM53 204H55V205H53ZM60 204H62L64 209L61 208ZM68 204H70V206H73L72 209L70 208L71 210L68 208V207H70V206H68ZM30 205L31 206L34 205L36 207V210L34 209L35 208L34 206L31 207ZM42 205H43V207H42ZM51 205H53V206H51ZM88 205H90L92 207V209L94 210L93 212H91V213L88 212L90 210L88 208ZM40 206H41V208H40ZM249 207H250L251 211L249 210ZM48 208L49 209L51 208L54 210V211L49 210L50 213L51 212L55 213V215L52 213H51L52 215L50 214L51 218H48L49 215H47L49 213ZM60 209H62V210H60ZM65 209H66L67 213H66ZM105 209H106V211L108 209V212H109L108 214L106 213ZM22 210L24 211L25 214L23 213ZM55 210H57V211H55ZM98 210L100 213L97 212ZM109 210H111V211H109ZM37 211H38V213L39 212L40 213L38 214ZM249 211H250V213H249ZM75 212H77V214ZM110 212H112V213H110ZM113 213H114V216L112 215ZM127 213H129V214H127ZM65 214L67 216H65ZM90 214L93 216L96 215L97 217L95 216L92 218V216H90L91 217V219H90V217H89ZM14 215H16V216H14ZM53 215L55 216V219H54ZM56 215H58L59 217ZM102 215H104L103 216L104 218H105V215L111 216V221L113 223H110V221L108 222V220L104 221L105 219L104 218H103L104 220L102 219ZM124 215H125V217H123ZM78 216H80L81 218ZM115 216H117V217H115ZM112 217L115 220H113ZM44 218L46 220L49 219L48 222ZM82 218L84 221L79 222V221H82ZM50 219L52 220L51 223H49L51 221ZM128 219H129V221H128ZM5 220H7V221H5ZM53 220H54V222H53ZM43 221H44V223H43ZM56 221H58V222H56ZM95 221H96V223H95ZM89 222H91L93 225L89 224ZM104 222L105 223L108 222L111 227L109 226L108 223H106L107 226H109V227L105 228L106 225L104 224ZM114 222H115V224H114ZM16 223H17V225H16ZM45 223H47V224H45ZM60 223H62V224H60ZM63 223H64V226H63ZM28 224H30V225H28ZM94 224H96V225H94ZM128 224H130V225H128ZM59 225H62V226H59ZM30 226H32L33 228H31ZM36 226H37V228H36ZM93 226H95V228ZM125 226H126V229L124 230ZM130 226H132V227H130ZM56 227H54V228L56 229ZM72 227L73 228L75 227V228L73 229ZM89 227H91L92 229ZM39 228L37 229L38 232H39ZM69 228L71 230H73L72 231L73 233L70 231ZM100 228H101V230H99ZM31 229H33V230H31ZM65 229H68V230H65ZM94 229L97 230V232L94 231ZM37 230L35 233H37ZM115 231L116 232L119 231V232L115 233ZM133 231H134V233H133ZM61 232H63V231H61ZM111 233L112 234L114 233L113 234L114 238H113ZM108 234H110V235H108ZM117 234H119V235H117ZM131 234H132V236H129ZM100 236H102V238ZM121 236H124L123 239ZM108 237H110V238H108ZM139 238H141V239H139ZM116 240H118V241L120 240V241L117 243ZM121 240L123 241L122 244H120L122 242ZM125 240H127L126 243L124 242ZM145 241H146V243H145ZM138 243L141 245H139ZM123 244L124 245L126 244L125 247L128 248V251H131L132 248H133V251H131L129 253H124V250L120 251V249H125V251L128 252L127 249L123 246ZM128 244H129V246H128ZM136 244H138V245L136 246ZM139 248H141V249H139ZM129 249H131V250H129ZM46 250H48V248ZM134 250H136V251H134ZM32 253L34 254V252H29V251L27 252V255L24 256L26 261L24 260L23 255L15 256L12 263L14 264L17 261L16 262L17 264L18 263L19 264H28V262L29 263L31 262L30 264H33V263L34 264H41L42 259L39 260L37 255L35 258V254L33 255ZM183 253L186 254L187 257L189 256L188 257L189 259L187 261H186V259H184ZM29 256H30V259H29ZM86 257H87V260H86ZM159 257H160V259H159ZM34 258L37 261H34ZM31 259L34 262L31 261ZM27 260H28V262H27ZM141 261L142 262H140V264L148 263L147 261H146V263L143 262L142 259H141ZM161 261H163V262L159 263ZM149 264H154V263L150 262Z\"/></svg>",
  "mask_w": 264,
  "mask_h": 264
}]
</instances>
